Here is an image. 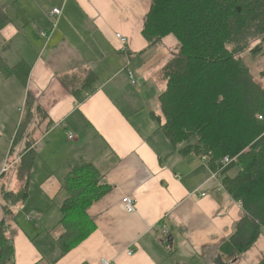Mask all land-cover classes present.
<instances>
[{"label": "crops", "instance_id": "0c3cea01", "mask_svg": "<svg viewBox=\"0 0 264 264\" xmlns=\"http://www.w3.org/2000/svg\"><path fill=\"white\" fill-rule=\"evenodd\" d=\"M149 7L150 0H0V17L7 18L0 29V61L8 68L20 63L30 68L17 97V119H7L9 108L0 103V120L5 121L0 122V186L18 191L17 164L28 142L36 154L26 201L9 207L15 217L7 219L6 231L12 264L264 260V227L236 261L225 260L220 248L244 215L241 204L224 189L221 177L211 179L203 156L180 153L151 116L159 114L160 71L172 56L163 50L168 40L147 49L141 31ZM53 9L60 12L55 18L50 17ZM116 34L127 39L125 48ZM158 49L162 54L153 75L159 84L152 87L149 68L155 60L148 54ZM89 72L96 77L94 91L83 92L79 102L69 89L80 86ZM11 78L21 83L0 72L1 86ZM28 98L43 118L26 127L11 151ZM79 159L92 164L108 190L87 208L91 232L62 254L55 243L63 234L60 207L67 194L62 182ZM127 196L136 201L133 214L121 205ZM6 207L0 197V223L6 221ZM162 227L167 236L161 235Z\"/></svg>", "mask_w": 264, "mask_h": 264}, {"label": "trees", "instance_id": "16d2710c", "mask_svg": "<svg viewBox=\"0 0 264 264\" xmlns=\"http://www.w3.org/2000/svg\"><path fill=\"white\" fill-rule=\"evenodd\" d=\"M6 23L7 18L0 17V29ZM141 36L147 49L159 47L168 37L178 45L177 55L162 69L159 114L151 116L180 153L206 157L210 171L221 177L224 189L241 204L244 215L220 248L225 260L234 262L253 246L264 227V87L253 81L239 57L253 41L258 44L251 55L262 53L264 0H150ZM29 69L21 63L8 68L0 61L3 77H14L23 85ZM95 81L89 72L70 93L80 102L83 92L93 93ZM26 106L11 151L26 135L35 107L30 98ZM27 144L17 164L21 186L2 198L7 207L6 221L0 223V264H12L13 258L6 237L7 219H15L9 207L23 204L28 196L36 154L30 149L32 143ZM100 180L84 159L77 160L65 175L62 189L67 198L60 207L59 223L63 234L55 241L62 254L91 232L87 208L108 190Z\"/></svg>", "mask_w": 264, "mask_h": 264}, {"label": "rangeland", "instance_id": "374dc122", "mask_svg": "<svg viewBox=\"0 0 264 264\" xmlns=\"http://www.w3.org/2000/svg\"><path fill=\"white\" fill-rule=\"evenodd\" d=\"M167 43L165 44V47H163V50L172 57L177 55L178 53V45L176 41L172 37H168ZM258 44V41H253L250 43L249 47L240 54V59L242 61V64L244 67L248 69L250 72V75L253 78V81L257 83L260 87H264V44L262 45V53L257 56L251 55L250 50L255 47ZM161 49L154 50L151 55L148 54V57L150 56V59L155 60V63L152 64V66L149 68L150 77H149V83L152 84V87H158L159 79L154 76V72L158 70V64H157V56L161 55ZM157 74V72H156ZM155 74V75H156ZM160 77L162 78V72L160 71ZM2 84V83H1ZM0 84V103H3L4 105L7 104V119L11 120L14 117V120L17 119L18 113H17V97L19 98V95L21 94L22 89L24 86L21 83L16 82L13 78L9 79L7 82L4 83L3 86ZM151 92H153L151 90ZM12 107V109H10ZM16 112V113H15ZM30 120L27 123V126L37 124V122H40L43 118L42 113L38 112L35 109L31 110ZM3 118V117H2ZM0 122L5 123L3 119L0 120ZM9 124V123H7ZM4 127H0L2 130ZM2 133V131H1ZM28 146L30 143L27 144ZM6 182L8 180H5ZM10 186L9 185H2L0 186V197L3 198L4 193L9 192ZM25 212L21 214V218L24 217ZM20 218V217H19Z\"/></svg>", "mask_w": 264, "mask_h": 264}, {"label": "built area", "instance_id": "2783aa9c", "mask_svg": "<svg viewBox=\"0 0 264 264\" xmlns=\"http://www.w3.org/2000/svg\"><path fill=\"white\" fill-rule=\"evenodd\" d=\"M60 14L59 10L58 9H53L51 12H50V17L52 18H55L56 16H58ZM53 27H55V23L53 24ZM43 37H46V34H42ZM115 38L116 40L122 45L123 48H125V46L127 45V39L122 37L121 35L119 34H116L115 35ZM127 78L129 79V81L134 84V74L130 71V70H127ZM258 119H261L260 117ZM69 139H71V136L69 135ZM202 159L204 161H207V158L206 157H202ZM224 163H228V160L225 159L224 160ZM217 177H219V175L217 173H213L212 175V178L211 179H216ZM204 196V194L202 195ZM121 205L124 209V211L127 213V214H133L135 213L136 211V201L133 197H130V196H127V197H123L122 200H121ZM161 235L162 236H167L168 234V230L167 228L165 227H162L161 228V231H160ZM132 252H128L127 255H131ZM99 264H115L114 261L112 260H107V259H101L99 261Z\"/></svg>", "mask_w": 264, "mask_h": 264}]
</instances>
